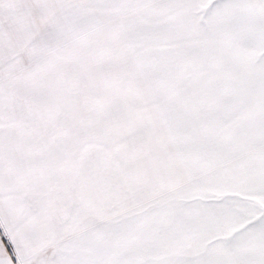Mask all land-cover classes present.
Masks as SVG:
<instances>
[{"label": "snow or ice", "instance_id": "obj_1", "mask_svg": "<svg viewBox=\"0 0 264 264\" xmlns=\"http://www.w3.org/2000/svg\"><path fill=\"white\" fill-rule=\"evenodd\" d=\"M0 264H264V0H0Z\"/></svg>", "mask_w": 264, "mask_h": 264}]
</instances>
